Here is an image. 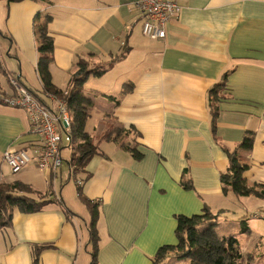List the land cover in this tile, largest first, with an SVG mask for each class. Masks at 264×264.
Wrapping results in <instances>:
<instances>
[{"label": "crops", "instance_id": "crops-1", "mask_svg": "<svg viewBox=\"0 0 264 264\" xmlns=\"http://www.w3.org/2000/svg\"><path fill=\"white\" fill-rule=\"evenodd\" d=\"M177 1L181 11L168 21L164 38L149 39L141 33L136 0H0V91L15 93L7 80L14 75L48 104L33 33L35 18H48L52 83L69 90L79 64L103 70L88 73L81 86L91 100L85 131L91 139L107 131L103 123L111 116L116 136L101 140L128 139L112 151L95 140L102 154L74 176L34 164L11 173L3 151L13 145L32 152L41 141L23 109L0 101V182H21L28 195L48 200L32 213L12 207L10 224L0 230V264H90L93 250L95 264H152L161 246L178 242L176 214L220 208L230 193L221 180L228 152L248 164V184H264V0ZM226 70L212 127L209 93ZM92 78L104 87L84 89ZM246 135L251 148L237 149ZM76 180L82 195L98 202L95 242L90 214L75 211L83 208Z\"/></svg>", "mask_w": 264, "mask_h": 264}, {"label": "trees", "instance_id": "trees-1", "mask_svg": "<svg viewBox=\"0 0 264 264\" xmlns=\"http://www.w3.org/2000/svg\"><path fill=\"white\" fill-rule=\"evenodd\" d=\"M48 18L38 21L36 17L33 24V33L37 42L38 60L37 71L46 95H62V90L57 88L51 81L49 64L52 60V39L47 34ZM80 65V73L72 78L71 88L65 97L71 117V135H72V152L69 159H65L67 164L71 166V174L74 176L77 172L83 171L85 165L95 154H102L98 147L92 142L89 134L85 131V122L89 116L88 105L91 100L83 95L81 86L84 77L88 73L100 74V71L86 70L82 64ZM228 71L226 70L219 82L215 83L210 89L209 100L210 110L212 113V127H215L216 116L218 114V102L223 98L221 89L225 88ZM44 93V94H45ZM39 97V96H38ZM112 98L111 96H107ZM40 98V97H39ZM252 146V137L244 136L237 149L246 151ZM135 159H140L142 153L135 147L125 146ZM64 147H62L63 150ZM229 164L226 172L221 174L223 190L236 195H252L264 197V184H248L243 173L248 168V164L236 153V151L228 152ZM182 186L189 189L191 184L182 180ZM21 191V192H19ZM30 189L21 182L5 183L0 182V230L10 224L12 207H17L21 212L32 213L40 211L48 200H37L28 195ZM78 196L90 210L89 233L90 240H96V221L98 218V202H93L82 195L80 185L77 186ZM218 213L214 214L211 210L204 206L202 212L186 216L176 214L177 226L175 233L178 239L176 244L163 245L152 258V264H164L168 256L176 255L177 258L189 257V264H201L202 256L212 264H243V256L238 250V241L235 237L221 238L214 233L213 226L217 223ZM248 226L245 224L244 230ZM45 246H40L37 251ZM95 250L91 253L90 264H95ZM204 263H207L206 261ZM33 264H36L34 260Z\"/></svg>", "mask_w": 264, "mask_h": 264}, {"label": "built area", "instance_id": "built-area-1", "mask_svg": "<svg viewBox=\"0 0 264 264\" xmlns=\"http://www.w3.org/2000/svg\"><path fill=\"white\" fill-rule=\"evenodd\" d=\"M134 7L141 19V33L149 39L164 38L168 21L181 11L177 0H136ZM8 79L15 93L0 97V101L26 112L30 132L37 134L41 143L32 152L26 148L8 146L3 151L4 162L11 173L20 171L28 164H34L43 171L60 172L63 164L62 147L72 145L71 117L65 100L68 90L62 91V95H48L52 104L48 105L22 86L14 75L8 74ZM67 169L72 176V168L68 164ZM81 183L76 180L77 186Z\"/></svg>", "mask_w": 264, "mask_h": 264}, {"label": "rangeland", "instance_id": "rangeland-1", "mask_svg": "<svg viewBox=\"0 0 264 264\" xmlns=\"http://www.w3.org/2000/svg\"><path fill=\"white\" fill-rule=\"evenodd\" d=\"M6 33L5 31H3ZM3 37L0 35V44H5L3 41ZM6 41L9 42V39L6 38ZM8 42L7 46H8ZM5 47V46H4ZM2 47V48H4ZM2 65H4L3 62H1ZM34 70V69H33ZM107 78V77H104ZM7 80L10 84V81L7 76ZM11 85V84H10ZM84 89L86 88H101L104 86H101L102 83L99 79H91L84 82ZM116 86L119 88L121 84H116ZM37 93V92H36ZM39 94V93H38ZM9 94L2 93L0 91V97H6ZM42 95V94H39ZM45 95V94H43ZM46 99V98H45ZM44 99V100H45ZM49 100V101H48ZM47 100L48 104H51L50 98ZM99 123H102L99 121ZM107 124L108 130L106 131H98L94 132L92 134V142L98 141V144L101 145V149H108L109 151L116 150L115 144L121 142L122 144L127 142L128 139L123 138H116L117 140H110L105 141L101 140L104 138L105 134L112 135L113 137L116 136L117 127L115 125V121L111 116H108L103 125ZM101 135V137H100ZM99 139V140H98ZM103 143H105V146L103 147ZM239 146V144H238ZM237 146V147H238ZM67 147V148H66ZM71 149V148H70ZM62 157H63V164L62 168L63 170H66L67 168V161L65 159H69L70 152L68 151V146H65L63 148ZM11 172V171H10ZM21 192V191H19ZM81 203V210H78L76 208L75 211L78 213H81L82 215H89L90 213L87 212V209H85V205ZM220 208H217L214 211H211L214 214L218 213L216 224L213 226L214 233L218 236L219 239L221 238H229V237H235L238 241V250L240 254H242L243 264H264V197L258 196L256 194H250L248 196L246 195H236V194H228L225 199L222 201ZM75 207V206H74ZM254 213H257L258 216H253ZM90 221V216L88 218V222ZM245 224L248 226L247 230H244ZM201 264H212L211 262L207 261L205 256H202ZM207 263H204V262ZM191 262V259L189 257L185 258H177L176 255L168 256L164 264H189Z\"/></svg>", "mask_w": 264, "mask_h": 264}]
</instances>
